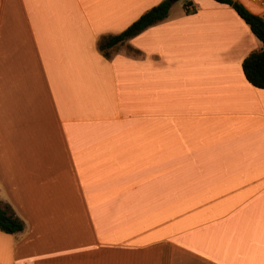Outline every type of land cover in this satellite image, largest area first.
Returning <instances> with one entry per match:
<instances>
[{
	"label": "crops",
	"instance_id": "0c3cea01",
	"mask_svg": "<svg viewBox=\"0 0 264 264\" xmlns=\"http://www.w3.org/2000/svg\"><path fill=\"white\" fill-rule=\"evenodd\" d=\"M160 1L0 0V264H264L261 41L179 0L99 52Z\"/></svg>",
	"mask_w": 264,
	"mask_h": 264
},
{
	"label": "trees",
	"instance_id": "16d2710c",
	"mask_svg": "<svg viewBox=\"0 0 264 264\" xmlns=\"http://www.w3.org/2000/svg\"><path fill=\"white\" fill-rule=\"evenodd\" d=\"M179 0H174L177 2ZM219 3L231 5L236 13L249 26L253 34L261 41L264 38V17L251 13L240 3L234 0H215ZM172 0H161L149 9L142 12L126 28L116 34H104L97 39V49L106 58L110 52L128 38L138 34L148 26L163 20L174 3ZM186 5V3H185ZM153 9H155L153 11ZM104 54H107L106 56ZM245 79L257 88H264V47L248 53L241 63ZM23 229L22 220L15 215L8 205H0V231L16 233Z\"/></svg>",
	"mask_w": 264,
	"mask_h": 264
},
{
	"label": "snow or ice",
	"instance_id": "6c2138e0",
	"mask_svg": "<svg viewBox=\"0 0 264 264\" xmlns=\"http://www.w3.org/2000/svg\"><path fill=\"white\" fill-rule=\"evenodd\" d=\"M172 2H174V0H172ZM155 9H153V11H154ZM260 46L261 47H264V38H261V44H260ZM105 56L107 55V54H104ZM109 59H110V57H109ZM0 178H2V177H0Z\"/></svg>",
	"mask_w": 264,
	"mask_h": 264
},
{
	"label": "built area",
	"instance_id": "2783aa9c",
	"mask_svg": "<svg viewBox=\"0 0 264 264\" xmlns=\"http://www.w3.org/2000/svg\"><path fill=\"white\" fill-rule=\"evenodd\" d=\"M254 3H257V4H263L264 3V0H250Z\"/></svg>",
	"mask_w": 264,
	"mask_h": 264
}]
</instances>
